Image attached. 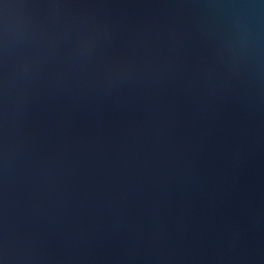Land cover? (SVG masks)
I'll return each mask as SVG.
<instances>
[{"label":"water","instance_id":"1","mask_svg":"<svg viewBox=\"0 0 264 264\" xmlns=\"http://www.w3.org/2000/svg\"><path fill=\"white\" fill-rule=\"evenodd\" d=\"M0 264H264V0H0Z\"/></svg>","mask_w":264,"mask_h":264}]
</instances>
